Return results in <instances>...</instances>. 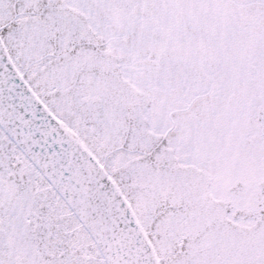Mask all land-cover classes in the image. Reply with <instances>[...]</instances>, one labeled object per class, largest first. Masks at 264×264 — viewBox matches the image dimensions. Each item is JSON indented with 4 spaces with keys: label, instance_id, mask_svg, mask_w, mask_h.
<instances>
[{
    "label": "snow or ice",
    "instance_id": "snow-or-ice-1",
    "mask_svg": "<svg viewBox=\"0 0 264 264\" xmlns=\"http://www.w3.org/2000/svg\"><path fill=\"white\" fill-rule=\"evenodd\" d=\"M0 264H264V0H0Z\"/></svg>",
    "mask_w": 264,
    "mask_h": 264
}]
</instances>
